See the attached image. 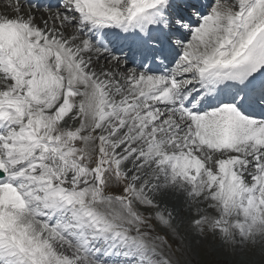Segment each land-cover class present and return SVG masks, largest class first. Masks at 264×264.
Listing matches in <instances>:
<instances>
[{
    "label": "snow or ice",
    "instance_id": "obj_1",
    "mask_svg": "<svg viewBox=\"0 0 264 264\" xmlns=\"http://www.w3.org/2000/svg\"><path fill=\"white\" fill-rule=\"evenodd\" d=\"M184 228L264 244V0H8L0 264H193Z\"/></svg>",
    "mask_w": 264,
    "mask_h": 264
},
{
    "label": "rangeland",
    "instance_id": "obj_2",
    "mask_svg": "<svg viewBox=\"0 0 264 264\" xmlns=\"http://www.w3.org/2000/svg\"><path fill=\"white\" fill-rule=\"evenodd\" d=\"M194 235L195 240L185 241L187 252L178 251L177 257L185 261L191 259L193 264H230L236 259L245 264H264V244L255 247L246 245L242 250L237 249L238 255L234 257L233 249L222 244L212 234Z\"/></svg>",
    "mask_w": 264,
    "mask_h": 264
},
{
    "label": "bare ground",
    "instance_id": "obj_3",
    "mask_svg": "<svg viewBox=\"0 0 264 264\" xmlns=\"http://www.w3.org/2000/svg\"><path fill=\"white\" fill-rule=\"evenodd\" d=\"M8 2V0H0V11L4 10V5ZM39 19V16H38ZM182 232H184L185 234H189L190 233V239L192 241V239L195 240V230H190L187 228L182 229Z\"/></svg>",
    "mask_w": 264,
    "mask_h": 264
}]
</instances>
